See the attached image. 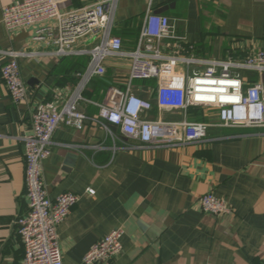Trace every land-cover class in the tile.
<instances>
[{
    "label": "crops",
    "instance_id": "obj_1",
    "mask_svg": "<svg viewBox=\"0 0 264 264\" xmlns=\"http://www.w3.org/2000/svg\"><path fill=\"white\" fill-rule=\"evenodd\" d=\"M21 1L0 0V70L10 60L4 53L28 55L19 59L28 91L25 102H13L0 74V264H24L16 222L28 211L23 140L32 133V115L42 103L57 101L62 107L78 84L73 77L84 73L91 59L89 54L55 55L56 20L9 33L3 10ZM92 3L59 0V10ZM149 9L176 21L178 34L187 38L182 53L187 58L242 62L264 50V1L121 0L112 34L122 39L125 51L137 49ZM96 44L82 39L75 50L90 52ZM76 57L85 58L84 72H71L68 62ZM107 71L103 88L83 93L79 108L87 116L98 115L110 86H126V61L109 59ZM240 73L245 86L264 83V74ZM157 86L155 80L134 86L139 97L154 105L143 119L218 123L217 113L203 108L160 111ZM111 129L114 138L92 122L82 130L60 125L43 163L52 200L64 193L79 197L58 228L63 264H83L91 248L119 228L124 231L123 250L107 264L264 263V127L214 125L204 142L176 148L143 147L118 127ZM209 193L225 200L231 213H205L199 200Z\"/></svg>",
    "mask_w": 264,
    "mask_h": 264
},
{
    "label": "built area",
    "instance_id": "obj_2",
    "mask_svg": "<svg viewBox=\"0 0 264 264\" xmlns=\"http://www.w3.org/2000/svg\"><path fill=\"white\" fill-rule=\"evenodd\" d=\"M120 1L93 0L87 8L62 13L59 0H23L3 10L2 23L9 33L56 20L55 55L91 56L86 71L76 75L79 78L76 89L62 107L57 101L38 105L32 115V133L23 140L28 211L16 223L25 247L24 264H63L58 228L79 202V197L64 193L52 200L43 179V163L51 154L53 135L60 125L82 130L86 122H92L113 138L111 127H118L127 138L138 141L143 147L153 148L202 143L214 125L222 128L264 127V83L245 86L240 73L246 70L264 74V50L242 62L187 58L182 54L187 38L178 34L176 21L149 9L137 49L125 51L121 38L112 34L113 16ZM86 38L95 40L96 46L90 52L75 50L77 43ZM4 54L10 60L2 66L1 78L13 102L21 104L27 100L28 91L21 76L19 59L28 55ZM109 59L128 63L126 86H110L104 101L98 104V115L87 116L79 108L85 101L83 93L91 79L107 75ZM149 80L157 82L156 105L160 111L186 113L190 108H203L216 112L218 123L143 119L154 105L135 93L133 83ZM89 193L94 194L93 191ZM199 202L205 213L217 217L231 213L229 204L213 193L202 196ZM123 236V229L113 230L91 248L83 264L111 262L123 250Z\"/></svg>",
    "mask_w": 264,
    "mask_h": 264
},
{
    "label": "trees",
    "instance_id": "obj_3",
    "mask_svg": "<svg viewBox=\"0 0 264 264\" xmlns=\"http://www.w3.org/2000/svg\"><path fill=\"white\" fill-rule=\"evenodd\" d=\"M122 43H123V41H122ZM85 61H86L85 58H79V57L73 58L71 61H69L68 63H70V65L72 64V69H71L72 71L71 72H73V71L76 73L84 72L85 71ZM108 73H109V71H107V75H108ZM73 79H74L73 80L74 84L78 83L79 78L73 77ZM105 79L106 78H93V79H91V81L89 82V84L87 85V87L85 89V93H87V94L88 93L92 94V92L96 93L97 90L104 87L105 82H106Z\"/></svg>",
    "mask_w": 264,
    "mask_h": 264
},
{
    "label": "rangeland",
    "instance_id": "obj_4",
    "mask_svg": "<svg viewBox=\"0 0 264 264\" xmlns=\"http://www.w3.org/2000/svg\"><path fill=\"white\" fill-rule=\"evenodd\" d=\"M141 82H144V81H136L133 83V86H136L138 83H141Z\"/></svg>",
    "mask_w": 264,
    "mask_h": 264
}]
</instances>
